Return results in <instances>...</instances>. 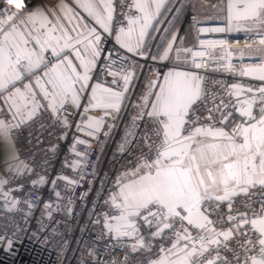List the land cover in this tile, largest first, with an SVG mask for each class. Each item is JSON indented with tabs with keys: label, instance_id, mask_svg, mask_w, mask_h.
<instances>
[{
	"label": "snow or ice",
	"instance_id": "6c2138e0",
	"mask_svg": "<svg viewBox=\"0 0 264 264\" xmlns=\"http://www.w3.org/2000/svg\"><path fill=\"white\" fill-rule=\"evenodd\" d=\"M166 3L167 0H131L127 26L116 31V43L130 53L143 55L145 37ZM13 4L20 7L16 0H7V4L0 0V112L6 109L10 117L0 119V141L9 147L8 172L20 177L31 168L16 152V131L37 118L42 109L50 110L64 129L71 127L65 105L80 107L81 93L87 90L91 70L104 51L101 32L86 21L85 15L111 36L115 9L112 0H73L75 7L60 0L56 10L34 9L16 20L20 13L12 10ZM222 10L226 11L225 27L200 31L224 32L235 27L251 33L246 50L259 53L261 62L241 67L239 74L264 81V0H226ZM175 41L173 35L161 59L169 57ZM253 44L260 47L253 48ZM183 51L192 53L195 68L202 66L195 61L202 52ZM238 51L243 59L245 49ZM180 52L176 49L177 59ZM70 54L80 61L82 73L77 71ZM231 56L227 52L226 58L230 60ZM108 57L107 67L111 69L116 61L111 60V52ZM228 70L236 71L230 64ZM108 74L114 77L112 84H118L117 76L123 80L121 89L93 85L85 115L94 108L102 109L105 116L120 111L133 73L121 68ZM202 81L193 72L170 70L158 92L149 91L142 98L131 127H139L137 121L147 117L145 123L152 125L151 133L156 139L146 143L149 152L137 159L133 170L117 177V191L105 202L111 214H104L103 234L117 241L128 238L131 244L125 247L132 252L150 251L158 238L168 241L167 247L161 243L149 264H264V86L232 84L225 89V95L235 97V101L225 103L220 98L217 104V94L205 90ZM149 96H154L151 103ZM205 96L212 107L204 102ZM201 105L207 113L203 117L207 124H200L202 117L196 115ZM190 113L194 119L189 118ZM237 113L240 122L235 118ZM103 124V118L87 117L75 127L77 132L96 136ZM229 125L230 130H226ZM135 137V131L130 130L127 139ZM144 139H151L147 129ZM76 142L86 141L77 137ZM51 150L54 152L55 147ZM78 165V161L73 163V167ZM8 182L0 177V199L11 211L19 203L11 192L23 186L4 192ZM43 182L41 177L33 184ZM257 190L260 199L255 201ZM240 195L248 198L244 205L247 211L233 207ZM257 202L259 208H253ZM224 205L227 212L222 211ZM232 239H236L239 251L229 246ZM11 246L9 239L8 247ZM221 248L232 252L234 259L221 255Z\"/></svg>",
	"mask_w": 264,
	"mask_h": 264
},
{
	"label": "built area",
	"instance_id": "2783aa9c",
	"mask_svg": "<svg viewBox=\"0 0 264 264\" xmlns=\"http://www.w3.org/2000/svg\"><path fill=\"white\" fill-rule=\"evenodd\" d=\"M43 1L46 0H16L20 7L17 8L16 4L11 6L13 11L20 13L16 20H19L32 6ZM193 1L190 0L186 4L173 51L166 60L160 61L154 56L155 47L150 48L143 55H136L116 43V31L121 26H127L126 15L131 0H124L123 3L121 0H112L115 9L113 34L109 36L102 30H98L102 34L104 51L98 59L94 77H101L104 81L112 83L114 77L108 74L109 71L119 72L123 68L134 74L135 67L141 65L143 75L147 73V83L151 82L154 86L171 69L182 67L203 78V88L217 94L215 101L217 104L220 98H223L225 103L229 99L235 101V97L225 95V89L232 84L239 83L244 87L253 88L264 86V81L239 74L241 67L255 65L260 61L235 58L240 54L239 49H246L251 33L199 31L192 41L188 40L194 28L199 30L201 27L207 29L225 27V21L221 24L214 21L201 24L199 15L191 6ZM200 1L212 8L222 6L225 9L226 7V0ZM4 4H7V0H4ZM132 14H136L134 9ZM218 40H224L225 43H213ZM201 41H204L203 45ZM256 47L260 46L253 44V48ZM176 49H180L181 52H184L183 49L202 52V56L195 57L196 63L202 66L194 67L193 56L189 52H186L185 57L177 59ZM211 49H220L223 54L212 56ZM229 51L232 53L230 60L226 58ZM109 52H111V60L116 61L111 69L107 67L110 63ZM121 57L124 58L122 64ZM229 64L236 69L235 72L228 70ZM116 79L118 85L122 86L123 80L119 76ZM18 86L22 87L19 84ZM138 93L139 91L137 96H132L128 100L122 114L113 111L105 116L103 111L100 112L99 118L104 119V124L96 136H88L84 132L76 131L75 125L85 115L83 106L77 109L65 106L71 124L68 129L60 126L50 110L42 109L37 118L16 131L14 141L16 152L20 159L26 161L31 168V172L23 176L16 177L8 172L7 161L2 155L3 143L0 141V177L9 181L4 185V192L23 186L20 190L11 192V197L19 201L11 211L5 207V201L0 199V264H149V260L157 256L161 243L165 247L168 246V241L158 238L153 241L150 251L132 252L130 247H125L131 244L128 238L117 241L112 236L103 234L105 232L104 214L109 213V205L105 202L114 191H117V177L125 171L133 170L137 159L149 152L146 143L156 139L151 133L152 125L145 123L147 117L137 121L139 127H131L133 118L140 112L139 105L143 102L142 95L138 96ZM204 102L208 104V107L213 106L208 102L207 96ZM196 115L202 117L200 124L208 123L206 119H203L207 115L203 105L199 107ZM120 117L122 119L113 132V126ZM9 118L6 109L0 112V119ZM189 118L194 119L195 116L190 113ZM235 118L237 122H240L238 113ZM230 127L229 125L226 130H230ZM146 129L147 135L151 137L147 142L144 139ZM130 130L136 133V137L131 141L127 139ZM77 137L86 142L77 143ZM106 143V150L100 157ZM53 146L54 152L51 150ZM73 146L75 151L72 150ZM77 152L83 155L77 156ZM77 161L78 167H73V163ZM41 177H43V183L33 184V181H39ZM259 199L257 190L253 200ZM247 202L248 198L240 195L234 200L233 207L239 208L240 211H247L244 207ZM9 207H11L10 202ZM252 207L258 209L259 203H253ZM222 211L227 212V205L223 206ZM192 231L195 235V230ZM9 239L12 240L11 248L8 247ZM229 246L236 248L237 251L240 250L236 239H232ZM212 254L215 255V252ZM220 254L228 260L234 259V254L226 252L223 248L220 249Z\"/></svg>",
	"mask_w": 264,
	"mask_h": 264
},
{
	"label": "crops",
	"instance_id": "0c3cea01",
	"mask_svg": "<svg viewBox=\"0 0 264 264\" xmlns=\"http://www.w3.org/2000/svg\"><path fill=\"white\" fill-rule=\"evenodd\" d=\"M183 1H185V0H167L166 6L161 9V14L157 17V20L153 22V28L149 30L150 34L145 37V44L143 47V53L150 50V48L155 47L154 56L160 61L166 60V59H161L160 56L163 53L164 49L167 47L168 42L171 41L172 36L177 35V31H178V28L180 25V21H181V18L184 14L182 16H180V15L176 14V12H177V9L179 8V5H181V3ZM189 1L190 0H186L185 4L189 3ZM66 2L69 4V6L75 7V5L73 4V0H66ZM59 3H60V0H46L43 2H38L37 4L32 6L25 14L32 12L34 9H43L45 11L56 10V6ZM195 3H196V1L194 0L191 6L193 9H195V10L197 9V12H199L201 14L199 16L201 24H204V22H206V21H214L217 24L224 23L225 16H226L225 10H222V9H224V7L219 6L217 8H212L211 6L204 4L203 2L201 3L202 5H196ZM77 10H79V9H77ZM24 15H22L21 17H23ZM82 15H84V14L82 13ZM85 19L88 23L92 24V26L96 27L97 30H102L99 28L98 25H95L93 21H91L89 18H87L86 15H85ZM200 29H207V28L201 27V28H199V30L194 28V30L192 32H190V34L188 36V40L192 41L194 39L195 35L197 34V32L200 31ZM202 32L205 33L207 31H202ZM230 32L232 34L248 33L246 31H244L243 29L237 30L235 27ZM173 46H174V44H173ZM210 54L212 56H221L223 54V51H221L220 49H211ZM185 56H186V52H180V57H185ZM259 56H260L259 53L249 52L245 49V55H244L243 59H241L240 54L235 56V58L237 60H253V59L255 60L256 59V60L260 61V59H258ZM69 58L72 59L74 66H76V68H77V71L82 73L83 69L79 67L80 61L77 60L76 57L74 55H71V54H70ZM97 64H98V60L96 61L95 66L91 70V73H90L91 79L88 82L87 90L84 91L83 93H81L80 102H79L80 107L83 106L85 108V106L88 105L89 97L91 95V88L93 85H95L97 83H101L105 87H111V88L116 89V90L121 89V85L106 82L101 77H98V78L94 77V72L96 70ZM171 70L188 71L182 67L173 68ZM143 73H144L143 67L141 65H137L135 67V70H134L133 78L131 79V81L128 84V91L125 93L126 98L124 99L122 106H121V109L118 112L119 114H122L125 111V106L128 102L127 97L130 95L131 91H133L132 92V94H133L138 87H139L138 96L142 95V97H144L145 94H147L149 91L158 92V90H159L158 86L163 83V79L160 82H156L155 85L150 89L149 84L147 83V73H145V75H143ZM37 75H39V73H37ZM248 77L253 78L252 76H248ZM141 80H142V83L140 84L139 81H141ZM28 82H29L28 80L24 81V83H28ZM77 87H79V85H77ZM148 99H149V103H151V101L154 100V96H149ZM42 103H46V102L42 101ZM65 106H72V105L68 104ZM72 107L75 108L74 106H72ZM75 109H77V108H75ZM101 111H103V110L102 109H96V108L90 109L89 112H91V113L90 114L87 113L86 115H84V119H87V117H93L96 119H100L99 113Z\"/></svg>",
	"mask_w": 264,
	"mask_h": 264
},
{
	"label": "rangeland",
	"instance_id": "374dc122",
	"mask_svg": "<svg viewBox=\"0 0 264 264\" xmlns=\"http://www.w3.org/2000/svg\"><path fill=\"white\" fill-rule=\"evenodd\" d=\"M185 1H186V0H185ZM185 1H183V2L181 3V5H179V8L177 9L176 14L182 16V15L185 13V10H186V4H185ZM195 1H196V3H195L196 5H202V4H201L202 2H201L200 0H195ZM193 11H195L199 16L201 15L199 12H197V9H196V10L193 9ZM139 83L141 84V83H142V80L139 81ZM132 90H133V89H132ZM137 91H139V87L136 89V92H135V93L132 94L133 91H131V93H130V95L127 97V99L129 100L130 98H132V96H137ZM125 108H126V106H125ZM99 114H101V113H99ZM121 119H122V117H120L119 121H118L116 124H114V126H113V132H114L115 129L118 127V125H119ZM2 143H3V147H2V148H3V150H2L3 158H4L6 161H8V159H9V147H8V145H7L4 141H2Z\"/></svg>",
	"mask_w": 264,
	"mask_h": 264
},
{
	"label": "bare ground",
	"instance_id": "6f19581e",
	"mask_svg": "<svg viewBox=\"0 0 264 264\" xmlns=\"http://www.w3.org/2000/svg\"><path fill=\"white\" fill-rule=\"evenodd\" d=\"M222 42V43H221ZM214 44H224L225 43V41L224 40H218V41H216V42H213Z\"/></svg>",
	"mask_w": 264,
	"mask_h": 264
},
{
	"label": "trees",
	"instance_id": "16d2710c",
	"mask_svg": "<svg viewBox=\"0 0 264 264\" xmlns=\"http://www.w3.org/2000/svg\"><path fill=\"white\" fill-rule=\"evenodd\" d=\"M108 143V142H107ZM107 143H106V145L104 146V148H103V150H102V152H101V156L100 157H102L103 156V154H104V152H105V150H106V147H107ZM101 159V158H100Z\"/></svg>",
	"mask_w": 264,
	"mask_h": 264
}]
</instances>
